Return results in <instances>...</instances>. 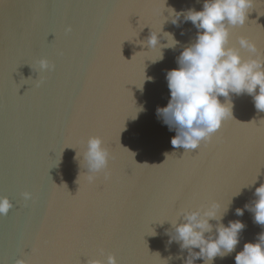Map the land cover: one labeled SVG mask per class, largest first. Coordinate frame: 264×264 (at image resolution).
<instances>
[{
  "label": "water",
  "instance_id": "water-1",
  "mask_svg": "<svg viewBox=\"0 0 264 264\" xmlns=\"http://www.w3.org/2000/svg\"><path fill=\"white\" fill-rule=\"evenodd\" d=\"M204 2L0 0V197L13 205L0 215V264H107L108 254L117 264H185L172 222L211 202L220 223L245 225L235 251L212 264H235L258 242L264 226L245 208L264 184V112L253 97L231 94L232 118L195 151L173 148L177 131L157 111L171 99L167 73L198 34L184 14ZM249 11L230 46L246 37L264 58V0ZM151 30L174 47L148 49ZM91 136L111 153L110 176L92 182Z\"/></svg>",
  "mask_w": 264,
  "mask_h": 264
},
{
  "label": "clouds",
  "instance_id": "clouds-1",
  "mask_svg": "<svg viewBox=\"0 0 264 264\" xmlns=\"http://www.w3.org/2000/svg\"><path fill=\"white\" fill-rule=\"evenodd\" d=\"M253 2L205 0L202 11L189 10L184 14L185 19L197 28L198 34L195 43L185 47L178 57L179 67L167 73L171 99L167 107L157 110L164 123L177 131L171 140L173 148L195 151L202 142L210 143L223 122L232 118L231 94L247 93L253 97L255 108L264 112V58L256 43L246 37H239L238 48L230 46V30L245 25ZM71 30L68 27L66 32ZM170 37L171 46L169 42L161 45L159 33L151 30L146 46L153 50L159 46L160 51L162 47H174L176 42ZM241 49L250 54L247 59L241 56ZM39 63L42 69L49 68L46 59ZM220 97H224L226 102L221 103ZM110 158L111 153L101 137L88 138L83 160L90 182L102 172L106 179L110 176L107 171ZM22 195L26 201L32 198L28 192ZM254 195L257 199L245 208L254 214L256 224L264 226V184L255 189ZM12 207L7 197H0V215L6 216ZM219 210V203L211 202L198 210H181L179 216L183 222H172L175 241L180 243L182 250L189 252L185 264H194L197 259L212 264L215 258H224L235 251L245 225L240 221H230L225 226L220 223L223 217ZM236 214L242 216L243 210L237 209ZM213 220L218 222L215 235L206 236L213 232L214 225L210 223ZM193 249H199V252ZM15 264H27V261L17 259ZM88 264L104 262L89 259ZM107 264H117L116 257L108 254ZM235 264H264V232L258 236V242L244 245L235 256Z\"/></svg>",
  "mask_w": 264,
  "mask_h": 264
}]
</instances>
